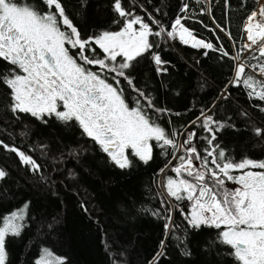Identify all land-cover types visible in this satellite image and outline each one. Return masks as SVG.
Listing matches in <instances>:
<instances>
[{
  "label": "trees",
  "instance_id": "trees-1",
  "mask_svg": "<svg viewBox=\"0 0 264 264\" xmlns=\"http://www.w3.org/2000/svg\"><path fill=\"white\" fill-rule=\"evenodd\" d=\"M261 1L210 0L207 13L202 0H122L125 9L140 16L154 32L160 26L166 30L160 37H149L155 46L124 70L144 97L124 77L114 79V73L84 66L100 72L102 78L118 87L130 107L137 99L146 104V97L157 109L166 110L161 113L146 108L167 133L178 134L177 143L187 139L182 132L189 129L196 133L192 146L202 155L215 148L237 162L245 158L261 160L264 135H257L256 129L264 132V111L260 110L264 101L250 98V89L242 81L238 85L230 83L233 57L243 53L246 18ZM17 2L48 11L43 0ZM61 2L84 39L123 26L114 11V0ZM183 4L188 8L182 23L196 38L212 43V49L193 48L177 37H167ZM149 17L160 25L153 24ZM96 51L102 58L98 46ZM154 54L161 57L164 63L160 67L166 71H157ZM70 55L83 65L78 49H71ZM87 55L91 57L92 53ZM255 55H249L247 65L260 62L252 59ZM14 68L0 59V75H9ZM245 72L263 81L253 72ZM11 105V90L0 81V141L31 157L39 171L0 146V169L7 173L0 179V226L3 217L27 205L20 235L6 236V264H36L44 250L53 258H61L63 264H239L234 250L220 240L223 227H192L186 219L191 202L177 201L167 193L164 185L169 178L177 179L172 168L179 165L178 157L184 152L174 158L170 146L168 154L155 146L147 164L129 156L130 166L122 169L78 121H62L54 114L37 119L30 113H13ZM208 115L219 122L210 128L220 123L227 126L219 132L205 130L202 125ZM213 135L214 144L208 145L207 138ZM181 178L191 180L184 173Z\"/></svg>",
  "mask_w": 264,
  "mask_h": 264
},
{
  "label": "snow or ice",
  "instance_id": "snow-or-ice-1",
  "mask_svg": "<svg viewBox=\"0 0 264 264\" xmlns=\"http://www.w3.org/2000/svg\"><path fill=\"white\" fill-rule=\"evenodd\" d=\"M43 3L48 8L46 12L38 11L27 3L21 5L17 0H0V59L15 66L9 70V75H0V81L11 90V111L30 113L37 119L54 114L62 121H78L83 131L122 169L131 163L126 154L128 149L131 156L145 164L153 158L155 146L164 149L166 154L170 146L174 158L176 151L183 149L185 154L178 157L179 165L172 168L177 179L169 178L164 186L168 195L175 200L191 202V210L186 217L189 225L194 228L208 225L218 229L223 226L224 230L219 233L220 240L234 250L239 264H264V171L250 170H264V161L245 158L237 162L215 148L202 155L192 146L195 132L188 133L182 144L177 143L178 134L167 133L149 116L146 108L161 113L166 110L157 109L146 97V104L137 99L135 106L130 107L118 87L108 83L100 72L84 66L96 65L101 72L114 73V79L124 77L128 85L144 97L145 94L135 89L132 79L125 75L124 70L155 46L149 37H160L165 29L160 26L159 31L154 32L140 16L126 10L122 0H114V11L123 25L120 30L105 31L97 37L84 39L66 15L61 0H43ZM187 8L188 5L184 4L181 11H187ZM149 19L153 24L160 25L158 20ZM181 19L177 17L171 25V30L166 33L168 38L178 37L183 44L191 41L193 48H213L212 43L197 39ZM60 25L70 31L62 30ZM136 25L139 27H134ZM244 31L250 43L243 44L241 48L256 46L259 57L253 56L252 59L260 62L251 67L258 68L260 75L264 76V59H261L264 58V5L260 6L258 12L252 11L247 16ZM96 46L102 50V58H98ZM71 49H78L83 65L70 55ZM89 51L91 57L87 55ZM118 57L122 60L118 61ZM153 59L158 72L166 71L160 67L164 62L158 54H154ZM233 59L240 61V53ZM248 66L243 62L238 63L234 80L230 83L238 85L242 81L250 89V98L264 101V81L246 74ZM15 69H19V73ZM116 83L119 84V81ZM61 105L62 111L58 110ZM260 110L264 111V107ZM213 123L219 122H215L210 115L204 116L202 126L209 132H219L227 126L220 123L219 127L212 129L209 125ZM256 133L264 135L260 129H256ZM215 139V135L207 138L208 145H213ZM151 141H155L156 145ZM0 146L16 153L22 163L39 171V165L24 152L2 141ZM209 164L214 167H209ZM233 172L240 174L233 175ZM182 173L191 180L181 178ZM6 175V171L0 169V179ZM226 181L239 187L227 188ZM26 208L27 205L3 217L0 264H6L8 258L6 236L20 235L22 225L19 221L23 220ZM36 264H63V260L53 258L51 252L44 250Z\"/></svg>",
  "mask_w": 264,
  "mask_h": 264
},
{
  "label": "built area",
  "instance_id": "built-area-1",
  "mask_svg": "<svg viewBox=\"0 0 264 264\" xmlns=\"http://www.w3.org/2000/svg\"><path fill=\"white\" fill-rule=\"evenodd\" d=\"M203 1V4H204V6H205V11L208 13L209 12V6H210V0H202ZM184 5V4H183ZM183 5L181 6V9H182V7H183ZM186 12L187 11H181L180 10V14L177 16V17H181L182 19H185L186 18ZM183 13V14H182ZM176 17V18H177ZM182 19H181V21H182ZM174 23V21L172 22V24ZM252 48L253 49H250V50H248V49H245V51L243 52V54H242V56H241V62L245 59H248L249 58V55L252 53H250V51L251 50H255L256 49V46L254 45V46H252ZM255 56H257V54L255 55ZM244 60V61H245ZM245 63V62H244ZM246 64V63H245ZM235 65H236V60H235ZM247 65V64H246ZM235 69V68H234ZM246 69L247 70H249V71H251V72H253L256 76H258L260 79H262L263 81H264V76H261L260 75V73H259V69H253L252 67H250V66H248V67H246ZM234 80V71H233V76H232V81ZM188 133H192L189 129H185L183 132H182V136L184 135V136H186L187 137V134ZM179 143H181L182 144V142L180 141ZM181 150H183V149H180V150H178L177 151V153H179ZM171 163V162H170ZM196 164H198L199 162H195ZM176 174V173H175ZM176 176H177V174H176Z\"/></svg>",
  "mask_w": 264,
  "mask_h": 264
},
{
  "label": "flooded vegetation",
  "instance_id": "flooded-vegetation-1",
  "mask_svg": "<svg viewBox=\"0 0 264 264\" xmlns=\"http://www.w3.org/2000/svg\"><path fill=\"white\" fill-rule=\"evenodd\" d=\"M94 66L95 67H98L96 65H94ZM61 106H60V108H61ZM152 142L153 141H151L150 143H152ZM126 154H128L129 156H131V150L130 149L126 150ZM258 161H264V156H262V159L261 160H258ZM250 170H252V171H264V170H261V169H250ZM239 174H240L239 172H233V175H239ZM225 187L230 188V189H234L236 187H239V185L233 184L231 181H226Z\"/></svg>",
  "mask_w": 264,
  "mask_h": 264
},
{
  "label": "rangeland",
  "instance_id": "rangeland-1",
  "mask_svg": "<svg viewBox=\"0 0 264 264\" xmlns=\"http://www.w3.org/2000/svg\"><path fill=\"white\" fill-rule=\"evenodd\" d=\"M259 4V3H258ZM183 24V23H182ZM172 25V24H171ZM184 25V24H183ZM185 26V25H184ZM134 27H136V28H138L139 26L138 25H136V26H134ZM244 29V28H243ZM169 30H171V26H170V29ZM70 31V30H69ZM119 31V30H118ZM165 32H166V30H165ZM178 38V37H177ZM179 39V38H178ZM180 41V40H179ZM204 41V40H203ZM206 42V41H205ZM207 43V42H206ZM248 43H250V41L249 40H247L246 39V36H245V31H244V40H243V44H248ZM183 44V43H182ZM184 45H186V44H184ZM250 49H253V48H250ZM250 49H248V50H250ZM245 51V49H243V52ZM251 52H256L257 53V55L259 56V53L257 52V51H255V50H251L250 51V53ZM120 60H122V58H119L118 57V61H120ZM245 60V59H244ZM242 61L243 63L245 62V61ZM58 110H63V108H62V106H61V108H60V106H58ZM181 152H184V150H181ZM176 153H177V151H176ZM22 221V220H21ZM21 221H19V223H21ZM3 225H1L0 227H2Z\"/></svg>",
  "mask_w": 264,
  "mask_h": 264
},
{
  "label": "bare ground",
  "instance_id": "bare-ground-1",
  "mask_svg": "<svg viewBox=\"0 0 264 264\" xmlns=\"http://www.w3.org/2000/svg\"><path fill=\"white\" fill-rule=\"evenodd\" d=\"M262 5H264V0H262L261 1V3H260V5L258 6V8L255 10V11H259V9H260V6H262ZM180 13V12H179ZM245 36H246V39L248 40V36H247V33L245 32ZM198 39V38H197ZM186 45H188V46H191V41L189 42V44H186ZM192 47V46H191ZM238 63H241V60L240 61H237L236 60V65L238 64ZM236 65H235V68H236ZM234 74H235V69H234Z\"/></svg>",
  "mask_w": 264,
  "mask_h": 264
}]
</instances>
